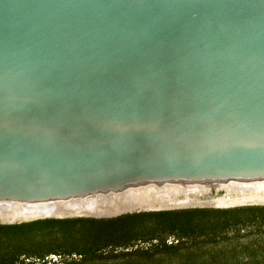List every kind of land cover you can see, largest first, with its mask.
Here are the masks:
<instances>
[{
    "label": "water",
    "instance_id": "95a60500",
    "mask_svg": "<svg viewBox=\"0 0 264 264\" xmlns=\"http://www.w3.org/2000/svg\"><path fill=\"white\" fill-rule=\"evenodd\" d=\"M264 205V0H0V223Z\"/></svg>",
    "mask_w": 264,
    "mask_h": 264
},
{
    "label": "trees",
    "instance_id": "16d2710c",
    "mask_svg": "<svg viewBox=\"0 0 264 264\" xmlns=\"http://www.w3.org/2000/svg\"><path fill=\"white\" fill-rule=\"evenodd\" d=\"M0 264H264V206L0 224Z\"/></svg>",
    "mask_w": 264,
    "mask_h": 264
},
{
    "label": "rangeland",
    "instance_id": "374dc122",
    "mask_svg": "<svg viewBox=\"0 0 264 264\" xmlns=\"http://www.w3.org/2000/svg\"><path fill=\"white\" fill-rule=\"evenodd\" d=\"M264 206V205H263ZM241 207V206H240ZM240 207H235V208H240ZM248 207V206H247ZM193 209H219V208H193ZM230 209V208H229ZM233 209V208H231ZM179 210H186V209H179ZM172 211H177V210H172ZM75 219V218H72Z\"/></svg>",
    "mask_w": 264,
    "mask_h": 264
},
{
    "label": "flooded vegetation",
    "instance_id": "af4514ba",
    "mask_svg": "<svg viewBox=\"0 0 264 264\" xmlns=\"http://www.w3.org/2000/svg\"><path fill=\"white\" fill-rule=\"evenodd\" d=\"M1 224V223H0ZM2 225H10V224H2Z\"/></svg>",
    "mask_w": 264,
    "mask_h": 264
}]
</instances>
